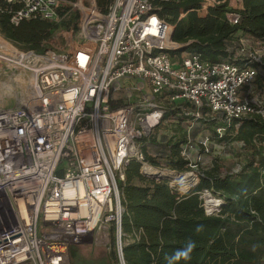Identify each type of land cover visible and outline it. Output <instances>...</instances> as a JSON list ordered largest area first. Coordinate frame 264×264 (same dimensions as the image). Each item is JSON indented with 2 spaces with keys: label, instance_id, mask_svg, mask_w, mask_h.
<instances>
[{
  "label": "built area",
  "instance_id": "2783aa9c",
  "mask_svg": "<svg viewBox=\"0 0 264 264\" xmlns=\"http://www.w3.org/2000/svg\"><path fill=\"white\" fill-rule=\"evenodd\" d=\"M4 1L17 6L14 25L58 21L59 0ZM203 2L196 12L218 4ZM68 6L66 16L76 13L77 21L65 51L39 55L9 44L12 56L4 60L28 84L23 102L0 107V241L21 232L0 243V264H70V246L82 243L114 251L117 263L125 264L123 248L134 238L121 232L117 188L126 182L129 164L137 163L147 180L167 182L178 196L199 183V172L182 175L146 160L145 142L167 110L184 103L193 110L183 108V115L194 121L222 116L228 124L251 114L264 119V109L244 91L256 77L248 63L261 55L245 54L242 43L236 55L246 64L204 62L194 53L174 61L166 52L177 48L174 26L148 0H112L105 12L95 0ZM238 18L227 15L232 24ZM224 132L215 127L218 139ZM190 144L188 138L180 156L195 169L198 164L187 159ZM185 178L182 189L175 181ZM197 195L207 216L219 213L218 197L208 190Z\"/></svg>",
  "mask_w": 264,
  "mask_h": 264
},
{
  "label": "trees",
  "instance_id": "16d2710c",
  "mask_svg": "<svg viewBox=\"0 0 264 264\" xmlns=\"http://www.w3.org/2000/svg\"><path fill=\"white\" fill-rule=\"evenodd\" d=\"M76 0H59L58 21L39 18L10 22L17 6L0 0V36L19 50L43 55L52 50L51 43L60 32L75 30L77 14L66 16L69 4ZM112 0H95L105 12ZM157 16L174 26L172 42L177 48L168 52L171 59L184 52L198 54L202 61L242 65L247 59L237 56L245 36L264 42V0H241V8L233 9L228 0H215L203 13V0H148ZM238 15L236 24L227 15ZM183 17H180L181 15ZM183 48V49H182ZM256 77L246 93L264 94V53L258 62L248 63ZM187 104L167 110L165 117L183 115ZM264 109V103L260 104ZM192 119V118H191ZM203 120V119H202ZM209 128L221 125L225 132L220 143H242L244 165L237 174L221 176L220 164L214 159L202 170L197 186L178 196L167 182H153L140 174L137 163L126 169V182L120 184L124 213L121 232L134 238L123 248L125 264H264V119L258 114L232 119L227 124L222 116L203 122ZM187 134L173 136L161 154L165 167L177 172L187 170L180 148ZM155 166L160 164L146 155ZM208 190L223 205L216 215L207 216L197 193ZM137 237V239H136ZM114 238L112 237V245ZM194 243L187 259L176 254ZM117 261L114 251L107 255Z\"/></svg>",
  "mask_w": 264,
  "mask_h": 264
},
{
  "label": "rangeland",
  "instance_id": "374dc122",
  "mask_svg": "<svg viewBox=\"0 0 264 264\" xmlns=\"http://www.w3.org/2000/svg\"><path fill=\"white\" fill-rule=\"evenodd\" d=\"M228 2L229 6L233 9L241 8L239 0H228ZM69 33L70 31L58 33L51 43L52 50L57 52L65 51L67 49L66 41L68 40ZM241 43L245 49V54L255 53L256 55H262L264 53V42L254 41L245 36L241 39ZM0 44L21 52V50L6 41L2 36H0ZM187 54L188 52H184L181 55L176 56L173 60L177 61L179 58H182ZM23 74L24 73L19 70L10 69L6 65L0 64V107L15 106L17 103L22 102L26 97L28 83ZM245 94L259 104L264 103V94H261L259 91L253 90L249 94L246 92ZM128 100L131 102L134 101L133 98ZM123 101L124 97L119 103L122 104ZM191 118L193 117L189 115H180L174 118L172 116H164V119H162L159 126L153 131L151 138L145 142L146 155L153 158L160 164V166L165 167V162L160 156L164 153L166 143L173 136L185 132L191 140V149L188 150L187 159L190 164L195 166L197 163L198 166H196L195 170L189 168L187 165V170L179 173L182 175H185L190 171L201 173L202 170H206L210 167L214 159H218L220 164L219 173L221 176L237 174L240 171V168L244 165V160L241 156L242 152H240L241 144L232 143L226 145V143L217 142V140H215L216 125L209 128L203 123L211 118L204 117L203 120L198 121H194ZM200 142L206 143L205 148L208 152L204 151L205 148H201L198 145ZM117 191L119 197L122 199L123 195L120 185H118ZM110 253L111 251H108L106 248L96 247L93 244H73L69 248L70 264H118L113 257L111 259L108 258L107 255Z\"/></svg>",
  "mask_w": 264,
  "mask_h": 264
},
{
  "label": "bare ground",
  "instance_id": "6f19581e",
  "mask_svg": "<svg viewBox=\"0 0 264 264\" xmlns=\"http://www.w3.org/2000/svg\"><path fill=\"white\" fill-rule=\"evenodd\" d=\"M12 52H13L12 49L6 47L5 45L0 44V64H2V65H4V63L6 64V62H4V60L6 57H9L12 54ZM18 59L16 58V60H18ZM24 100H25V98L23 99V101ZM186 177H188V176H186ZM175 182L178 184H181L180 187H182V189L185 188L186 185L188 184V182L186 181V178H185V180L181 179V180H178V182L177 181H175Z\"/></svg>",
  "mask_w": 264,
  "mask_h": 264
},
{
  "label": "clouds",
  "instance_id": "9594fccd",
  "mask_svg": "<svg viewBox=\"0 0 264 264\" xmlns=\"http://www.w3.org/2000/svg\"><path fill=\"white\" fill-rule=\"evenodd\" d=\"M194 246L195 245L193 242H189L187 245V248L185 250L180 251L176 254V258L183 257V258L187 259L189 257L191 250L194 248Z\"/></svg>",
  "mask_w": 264,
  "mask_h": 264
},
{
  "label": "water",
  "instance_id": "95a60500",
  "mask_svg": "<svg viewBox=\"0 0 264 264\" xmlns=\"http://www.w3.org/2000/svg\"><path fill=\"white\" fill-rule=\"evenodd\" d=\"M182 49H183V48H182ZM166 52L168 53L169 51L166 50ZM148 177L151 178V179H153V177L150 176V175H148ZM20 234H21V232L18 233V234L13 235V236H11V237H8V238H6V239H3V240L0 241V243L4 242V241H6V240H9V239H11V238H13V237H16V236H18V235H20Z\"/></svg>",
  "mask_w": 264,
  "mask_h": 264
}]
</instances>
